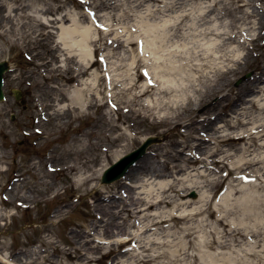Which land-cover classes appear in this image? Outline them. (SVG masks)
<instances>
[{
  "label": "bare ground",
  "instance_id": "6f19581e",
  "mask_svg": "<svg viewBox=\"0 0 264 264\" xmlns=\"http://www.w3.org/2000/svg\"><path fill=\"white\" fill-rule=\"evenodd\" d=\"M76 1L79 4L71 6ZM57 2L0 0V46L15 44L25 31L34 34L36 42H42L44 36L50 39L55 60L47 59L39 64L43 82L36 84L38 98L51 97L48 82L53 77L52 72L61 67L57 64L59 57L64 56L63 60L72 59L73 64L66 66L65 63L69 73L65 79L75 81V85L63 94L61 89L55 88L56 98L60 96L59 102L65 100L66 109L76 114L88 109L93 98L104 105L111 104L117 117L111 119L102 115L105 119L101 125L108 129L105 139L111 144L123 137L118 131L122 130L124 122H128L133 136L150 119L154 126H171L165 133L168 143L151 151L152 154L147 155V151L143 156L147 157L146 161L137 160L125 173L126 181L109 189L106 196L95 188L92 207L99 215L91 213L94 222L88 230L73 232L76 253L83 256L93 248L99 249L92 245L90 238L97 228L109 235L126 234L117 242L119 252L125 253L139 249L140 245H135L137 240H145L158 225L170 221L190 222L197 216H201L202 223L206 222L211 216L210 208L217 220L227 225L225 211L236 205L239 215L245 216V233L240 220V227H232L230 235L244 237L249 244L246 254H257L260 259L257 258L256 263L263 264L264 0ZM188 4L197 6L161 24L152 21ZM141 9H145L144 16L138 14ZM48 14L52 16L48 18ZM136 17L148 22L128 23L125 32L119 27L122 21ZM254 50L261 51L255 53ZM250 57L257 62L256 74L238 87H232L230 75ZM93 66L100 67L101 74L97 76L96 71V81L89 83L82 77ZM146 66L151 70L144 72L141 68ZM181 66H188L189 72L196 74L185 72ZM126 67L134 71L135 78L119 73ZM46 69L49 71L44 73ZM210 94L219 95L220 99L205 108ZM44 106L41 105L36 123L48 118L66 123L60 113H48L49 117H44ZM228 112L235 120L226 118ZM37 134L41 136V132ZM239 141L244 143L235 147ZM154 156L162 159H154ZM58 160L54 152L47 158L50 162ZM188 171H194L195 176L180 177ZM226 181L228 192L221 201L224 208L219 209L217 204L211 207L212 189ZM139 187L148 190L146 198L134 195ZM204 188L203 193L198 191L197 201L188 199L189 189ZM114 198L118 199L117 212L108 210L115 206ZM192 203L198 205L182 216L150 213L154 208L165 206L181 210ZM121 213L125 215L124 223L132 220L137 226L135 234L125 232L127 225L117 220ZM195 234L191 226L185 228L184 236ZM128 243L133 245L126 246Z\"/></svg>",
  "mask_w": 264,
  "mask_h": 264
},
{
  "label": "rangeland",
  "instance_id": "374dc122",
  "mask_svg": "<svg viewBox=\"0 0 264 264\" xmlns=\"http://www.w3.org/2000/svg\"><path fill=\"white\" fill-rule=\"evenodd\" d=\"M73 3L79 4V1L72 2L71 6ZM196 6L197 4L185 5L182 9L167 12L166 16L152 21L157 25L161 24L185 9L193 11ZM138 14L144 16L145 9L138 11ZM47 16L50 18L52 15ZM141 19L136 17L124 20L119 27L125 32L128 23L136 24L139 20L140 24L148 22ZM41 41L36 42L34 34L25 31L15 44L0 46V61L5 60L9 66V70L3 74L5 98L0 101V264H257V258L260 259L257 254H246L249 245L247 240L238 235H230L232 227H240V220L243 221L242 230L245 233V216L239 215L236 205L225 211L227 225L223 221L219 222L216 213H212L210 208L208 213L211 216H208L206 222L202 223L201 216H197L190 222L170 221L168 224L158 225L159 228L150 231L151 234L145 240H137L135 245H140L139 249H131L125 253L119 252L117 242L122 241L126 234L119 232L109 235L97 228L90 238L92 245L99 246V249L93 248L83 256L76 253L73 232L88 230L94 222L91 213L99 215L92 207L95 188L106 196L109 189L115 188L120 181H126L124 174L123 178L111 183H101L102 172L121 156L136 149L148 136L157 138V142L146 149L147 155L152 154L151 151L168 143L169 137L165 133L171 126H154L150 119L133 136L128 122H124L121 124L122 130L118 131L123 133V137L116 144H111L105 139V135L109 134L108 129L101 127L104 116L111 119L117 117L111 104L104 105L101 100L93 98L88 109L76 114L66 109L65 100L59 102L60 96L59 99L56 98L58 92L54 91L55 88L61 89V93L64 90L68 93L75 85V81L65 79L69 74L65 70L66 66L73 64L70 62L72 59L63 60L64 56L59 57L57 64L61 67L52 72L53 77L48 82L51 97L38 98L36 84L43 82L39 64L47 59L53 62L55 60L49 37L44 36ZM260 51L254 50L255 53ZM257 66L252 57L237 66V72L230 75L231 86L236 88L254 76ZM181 68L185 72L190 69L188 66ZM98 69L100 67L93 66L82 78L89 83L96 81L95 72H98L97 76L101 74ZM141 69L148 72L151 67ZM48 71L46 69L43 72ZM119 73L135 78L134 71L127 67ZM189 73L196 74L194 71ZM142 82L140 80L139 83ZM97 83L100 84L98 89L101 91V81L98 80ZM13 90L20 92L19 99ZM207 99L209 103L205 108H209L220 97L210 94ZM42 104L46 105L44 117L48 118V113H60L66 123L61 124L59 120L53 121L52 118L36 123ZM226 118L235 120L231 112L226 114ZM37 132H41V136ZM176 138L180 139L178 136ZM243 143L244 141H239L235 147ZM51 152L56 153L60 160L47 161ZM143 156L138 160L146 161L147 157ZM153 158L162 159L161 156ZM195 174L194 171H188L180 177L191 179ZM135 191L134 195L142 198H146L148 193L142 187ZM198 191L203 193L205 188L189 189L188 199L197 201ZM227 192L228 181L214 187L209 195L212 199L211 207L217 204L219 209L224 208L221 201ZM237 196L239 197L238 194ZM114 199L115 206L108 207V210L117 212L118 199ZM196 205L198 204L192 203L181 210L174 206L162 209L157 207L150 213L182 216ZM119 216L121 218L117 220L124 223V213ZM124 224L127 225L126 233L135 234L138 231L132 220H126ZM187 226L192 227L196 232L195 236H184ZM99 240L104 242L101 244ZM132 245L133 243H128L126 246Z\"/></svg>",
  "mask_w": 264,
  "mask_h": 264
},
{
  "label": "water",
  "instance_id": "95a60500",
  "mask_svg": "<svg viewBox=\"0 0 264 264\" xmlns=\"http://www.w3.org/2000/svg\"><path fill=\"white\" fill-rule=\"evenodd\" d=\"M8 70V64L6 61L0 62V101L3 100L4 94L2 91L3 84V73ZM16 98H19V92L15 91ZM157 138H147L138 148L127 153L123 157H121L118 161L114 162L111 166H109L101 177L102 183H110L119 177H121L128 169L130 165H132L136 160H138L144 153L146 147L156 142Z\"/></svg>",
  "mask_w": 264,
  "mask_h": 264
}]
</instances>
